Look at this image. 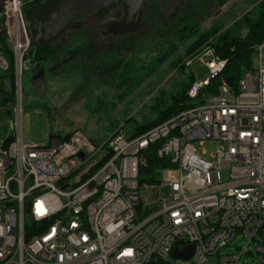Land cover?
Segmentation results:
<instances>
[{
  "label": "built area",
  "instance_id": "built-area-1",
  "mask_svg": "<svg viewBox=\"0 0 264 264\" xmlns=\"http://www.w3.org/2000/svg\"><path fill=\"white\" fill-rule=\"evenodd\" d=\"M25 1L0 6L17 98L16 133L0 136V264H264V38L234 90L221 80L196 103L226 64L208 46L196 57L208 74L186 92L195 104L130 138L117 130L102 146L79 130L38 145L19 129ZM9 66L0 46V74ZM154 143L169 166L140 181ZM148 190L153 199L141 195ZM187 247V258L173 256Z\"/></svg>",
  "mask_w": 264,
  "mask_h": 264
},
{
  "label": "rangeland",
  "instance_id": "rangeland-1",
  "mask_svg": "<svg viewBox=\"0 0 264 264\" xmlns=\"http://www.w3.org/2000/svg\"><path fill=\"white\" fill-rule=\"evenodd\" d=\"M258 2L210 0L196 7L191 5L188 10L176 4L172 12H164L151 23L152 20L140 19L135 30L118 32L106 30L121 22L123 8L119 12L120 19L113 12L101 18H79L81 28L72 24L51 43L58 48L50 58L37 62L29 53L24 55L19 101L22 141L47 145L56 136L74 130H79L98 146L117 130L126 139L132 137L136 125L153 119L155 108L177 90L190 72L196 79L208 74L196 57L215 36L181 59L179 56L188 42L179 43L175 29L186 17L184 15L190 14L198 22L201 31L195 35L208 30L214 23L220 25V31H225L233 28L245 14L255 16ZM203 12L205 17L200 18ZM237 31L243 32L244 27ZM139 37L141 41H137ZM188 60L191 64L187 66ZM0 86L8 89V82L1 75ZM15 91L13 80L6 91L11 93L12 99L0 106V110L3 109L0 111L1 137L16 133L10 128L14 114H6L16 105ZM4 142L6 146L7 139ZM215 146V142L205 143L206 157ZM103 153L101 149L95 158ZM220 176L228 180L226 171H220ZM141 195H146L148 200L154 196L149 190L146 194L141 191Z\"/></svg>",
  "mask_w": 264,
  "mask_h": 264
},
{
  "label": "trees",
  "instance_id": "trees-1",
  "mask_svg": "<svg viewBox=\"0 0 264 264\" xmlns=\"http://www.w3.org/2000/svg\"><path fill=\"white\" fill-rule=\"evenodd\" d=\"M43 0H26L24 4V9L26 7L35 5ZM184 1V2H183ZM210 1V0H203ZM199 2L198 0H142L139 15L137 19V26L139 24L140 19L144 20H153L161 16L164 12H172L174 6L176 4H181V9H187L191 5L197 6ZM184 3V4H183ZM122 10V5L117 4L112 7L107 13L100 16H92L96 18L106 17L107 14L113 12V15L116 18L120 19L119 12ZM179 11V10H178ZM184 13L186 11H183ZM204 12L201 13V17ZM142 15V17H140ZM183 16V13H182ZM186 17L182 18L179 27L175 29L177 36L176 39L179 43H187L188 44L183 49V54L179 57L182 59L184 56L189 55L192 51L199 48L203 43H205L208 39L213 37L214 40L209 42V46L213 48L214 53L221 59L226 60L225 67L221 73V77H213L209 80L208 85L202 87L196 97V103L201 102L205 96L208 94H215L218 92V87L221 84V80H223L231 89H236L238 80L240 79L242 73L246 70H251L256 62V49L255 46L262 41L264 38V0H259L258 9L255 16L244 15L240 21L235 22L233 24V28H227L225 31H220V25L214 23L208 28V30L195 35L200 30L198 22L193 19L192 15H184ZM83 17H77L71 24H74L75 28H81L80 23L77 20ZM87 18V17H84ZM196 19V18H195ZM112 20V19H110ZM118 21V20H117ZM78 24V25H77ZM133 28L135 30L137 28ZM241 27H244V31H237ZM237 29V30H235ZM66 30V29H65ZM131 30V29H130ZM218 35H216V33ZM3 30L0 29V46L1 50L9 57V69L5 73L0 74L1 77L5 78L8 82V89L3 90L0 86V106L3 104H7L11 99V93H7L12 86L13 81V73H12V63L9 50L5 43V39L3 36ZM63 32V31H62ZM58 36V35H57ZM56 36V37H57ZM56 37H54L51 41L41 44L34 45L31 43L30 48L27 53L30 54L37 62H42L50 58L55 54L56 49L58 48L56 45L52 46L51 43L55 41ZM142 37L137 38V41H141ZM170 43V48L173 46V42ZM176 45V43H175ZM78 48H81L79 46ZM77 49V48H76ZM166 52V51H165ZM26 53V54H27ZM168 53V52H167ZM178 63V61L176 62ZM195 79V75L193 73H189L187 79L185 81H181L177 90L172 92L169 98L166 101H162L155 108V117L149 121L138 123L135 127V135H138L150 127L154 126L157 123L175 115L180 110L187 108L195 102H192L190 98L186 95L187 89L192 81ZM12 110L6 113L7 115L11 114ZM72 132V131H71ZM71 132H67L63 136H56L59 140H65L71 134ZM133 135V136H135ZM52 136V135H51ZM12 137L10 136L7 141H9ZM158 143H154L149 145L147 149V164L145 168H142L139 172V180L140 181H148L154 182L157 181L158 175L157 172L164 167H168L169 164L165 158H160L155 153V148ZM106 157L102 158L98 164H96L93 168L95 169L99 165H101Z\"/></svg>",
  "mask_w": 264,
  "mask_h": 264
},
{
  "label": "water",
  "instance_id": "water-1",
  "mask_svg": "<svg viewBox=\"0 0 264 264\" xmlns=\"http://www.w3.org/2000/svg\"><path fill=\"white\" fill-rule=\"evenodd\" d=\"M8 0H0V6ZM142 0H43L26 7L24 17L29 23L31 43L41 45L67 29L77 17L100 16L117 4L122 5L123 16L119 24L109 27L107 32L133 29L136 25ZM184 241V240H179ZM191 248L184 252H173V256L187 258Z\"/></svg>",
  "mask_w": 264,
  "mask_h": 264
},
{
  "label": "crops",
  "instance_id": "crops-1",
  "mask_svg": "<svg viewBox=\"0 0 264 264\" xmlns=\"http://www.w3.org/2000/svg\"><path fill=\"white\" fill-rule=\"evenodd\" d=\"M0 111H2V112H3V109H2V110H0Z\"/></svg>",
  "mask_w": 264,
  "mask_h": 264
},
{
  "label": "flooded vegetation",
  "instance_id": "flooded-vegetation-1",
  "mask_svg": "<svg viewBox=\"0 0 264 264\" xmlns=\"http://www.w3.org/2000/svg\"><path fill=\"white\" fill-rule=\"evenodd\" d=\"M107 13V12H106Z\"/></svg>",
  "mask_w": 264,
  "mask_h": 264
}]
</instances>
